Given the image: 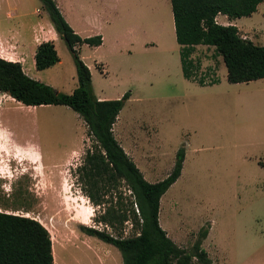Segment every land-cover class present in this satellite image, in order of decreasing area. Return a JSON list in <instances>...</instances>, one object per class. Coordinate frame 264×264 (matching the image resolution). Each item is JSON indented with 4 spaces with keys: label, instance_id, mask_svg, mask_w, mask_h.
Wrapping results in <instances>:
<instances>
[{
    "label": "rangeland",
    "instance_id": "374dc122",
    "mask_svg": "<svg viewBox=\"0 0 264 264\" xmlns=\"http://www.w3.org/2000/svg\"><path fill=\"white\" fill-rule=\"evenodd\" d=\"M39 3L0 0V26L21 32L25 22L36 21ZM152 42L148 51L133 52L134 77L108 81L96 76L100 94L120 99L131 92L115 137L130 158L151 164L149 171L139 162L151 183L169 176L185 146L182 176L164 195L160 211L162 228L179 247L190 252L207 226L212 240L225 250L215 253L211 240L206 242L204 249L215 264L226 257V264H264V79L229 83L214 47L198 48L192 60L200 77L207 80L208 75L215 82L185 79L175 61L181 49L169 41L160 44L157 37ZM253 42L264 46V31ZM58 50L61 64L36 74L30 57L29 73L71 94L78 87L77 67L64 41ZM23 52L29 47L0 41L5 60L17 61L26 56ZM94 145L85 122L70 108H28L0 92V210L40 221L53 244L60 245L61 264H123L116 247L95 238L100 244H92L81 226L121 238L138 233L133 226L137 206L125 182L93 188L83 177L86 154ZM39 155L42 163L36 164ZM118 206L128 222L118 229L99 223L107 210Z\"/></svg>",
    "mask_w": 264,
    "mask_h": 264
},
{
    "label": "trees",
    "instance_id": "16d2710c",
    "mask_svg": "<svg viewBox=\"0 0 264 264\" xmlns=\"http://www.w3.org/2000/svg\"><path fill=\"white\" fill-rule=\"evenodd\" d=\"M59 37L73 54L77 67L78 87L64 94L43 82L29 77L18 62L0 57V92L27 107L66 106L85 122L88 136L95 145L86 154L81 171L93 188L99 183L125 182L132 193L137 213L133 226L137 235L114 237L106 230L81 226V231L116 247L123 264H212L203 242L211 227H203L189 252L179 247L160 224L163 196L182 176L186 148L177 152L172 172L163 181L151 183L129 157L114 134V126L131 98V92L116 100H99L92 73L80 57L78 47L102 45V37L83 39L62 16L54 0H39ZM264 0H171L177 42L184 77H193L192 57L196 47H214L227 68L231 84L249 83L264 79V46L241 36L235 26L216 22L219 14L230 19L251 17ZM36 68L44 71L56 66L60 57L54 43H42L35 55ZM94 200L93 195H89ZM100 206V204H97ZM129 221L121 207H112L101 216L99 223L111 228ZM0 264H55L53 242L49 230L38 220L0 210Z\"/></svg>",
    "mask_w": 264,
    "mask_h": 264
},
{
    "label": "crops",
    "instance_id": "0c3cea01",
    "mask_svg": "<svg viewBox=\"0 0 264 264\" xmlns=\"http://www.w3.org/2000/svg\"><path fill=\"white\" fill-rule=\"evenodd\" d=\"M54 1L56 2L66 22L77 35L83 39L98 36L102 37V45L98 47H90L86 44L78 47L80 57L92 73L93 87L99 100H115L119 98L112 99V97H109L105 91H101L102 94H100L95 86L96 76L105 78L108 81L119 75L128 79L129 77H134L137 73L134 68L135 57L133 52H135L138 48L145 52L148 51L150 49L149 46L155 44L152 41L156 37L157 40L161 42L160 44L166 45L169 41L175 45L174 48L177 51L180 48L177 42L171 0ZM39 4L41 5V3ZM35 14L37 17L36 21L25 22L26 24L24 29L20 28L21 32H10L3 26H0V41L4 40L9 45L16 48L20 47L24 49V47H29L28 53L23 52L26 56L22 55L19 60L13 62L20 63L24 72L31 78L34 77H32L29 73L32 71V68L28 60L30 57L32 58V67L34 68L36 74H38L39 70H37L35 62V55L38 47L42 43L52 42L54 43L59 55V45L63 42L50 21L48 14L43 10V7L42 9H37ZM216 22L222 26L237 27L243 38L253 41L257 37H260L264 31V2L258 6L257 12L251 17L230 19L226 15L219 14L216 17ZM154 29L157 30V33H154ZM43 37L44 39H42ZM37 40L40 41L37 43ZM150 42L152 43L150 44ZM201 47L208 46L199 45L196 47V51ZM59 57L61 56L59 55ZM175 61L177 66L180 67L181 74L184 77L180 50L179 55H176L175 57ZM61 63L62 59H60V62L57 65ZM123 69L126 71L125 74H122ZM34 79L40 80L36 78ZM51 86L54 87L53 85ZM120 118L121 117L119 116L118 120ZM115 126L114 134L116 135ZM131 158L143 174H145V172L140 167L139 162H141L145 168L150 167V169L147 168V170H151V164L144 163L135 156H132ZM152 158L153 161L155 157L152 156ZM145 178L149 182H152L148 177ZM162 202L163 201L161 200V204H163ZM212 234V229H210L208 238L203 242V248L206 249V242L211 240L210 243L214 248V252L221 253L222 251L223 253L225 251L223 246L219 245L215 240H212ZM93 238L95 237H92V239ZM92 239L90 240L92 241ZM95 239L91 242L92 244L99 243ZM59 247L60 245L58 243H56V245L55 243L53 244L55 264H61V258L59 255V250L61 249ZM212 260V264H215L214 259ZM223 261V264H226L227 257L224 258Z\"/></svg>",
    "mask_w": 264,
    "mask_h": 264
},
{
    "label": "built area",
    "instance_id": "2783aa9c",
    "mask_svg": "<svg viewBox=\"0 0 264 264\" xmlns=\"http://www.w3.org/2000/svg\"><path fill=\"white\" fill-rule=\"evenodd\" d=\"M193 65H194V67L196 66L197 68H193V78L194 79H198V80H200V81H203L204 82V84L206 83V82H210V83H214L215 81L213 80V77H211L210 79L208 78L209 76L207 75V80H205V78H202V77H200V75H198V66L196 65V64H194V61H193ZM210 75H214L213 73H210Z\"/></svg>",
    "mask_w": 264,
    "mask_h": 264
},
{
    "label": "bare ground",
    "instance_id": "6f19581e",
    "mask_svg": "<svg viewBox=\"0 0 264 264\" xmlns=\"http://www.w3.org/2000/svg\"><path fill=\"white\" fill-rule=\"evenodd\" d=\"M28 108H35V107H28ZM18 140V139H17ZM24 140V139H23ZM26 141V140H25ZM27 143V142H26ZM20 146V145H19ZM29 160V159H28ZM42 163V159L40 158V155L38 156V157H36V160H35V163L36 164H39V163ZM89 220V218H86V219H84V221H82V223L83 224H87V221ZM56 245V244H55ZM54 248H55V246H54ZM56 251V250H55ZM58 253V252H57Z\"/></svg>",
    "mask_w": 264,
    "mask_h": 264
}]
</instances>
